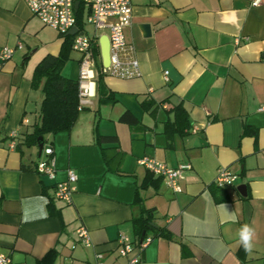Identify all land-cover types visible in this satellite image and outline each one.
<instances>
[{
  "label": "crops",
  "instance_id": "obj_1",
  "mask_svg": "<svg viewBox=\"0 0 264 264\" xmlns=\"http://www.w3.org/2000/svg\"><path fill=\"white\" fill-rule=\"evenodd\" d=\"M143 24L150 26L148 35ZM83 29L89 36L107 32L95 33L89 24ZM124 36L122 59H134L136 73L103 76L116 101L98 103L96 88L71 129L45 134L39 152V141L23 142L39 120L41 91L32 88L31 77L44 55L58 54L64 37L23 0H0V48H14L0 60V250L11 264H95L96 253L105 264H128L116 242L124 234L134 243L127 257L141 252L135 264H264V4L132 0ZM73 51L61 70L69 79L78 76L80 54ZM179 104L189 130L168 138ZM126 111L136 123L119 120ZM96 132L116 136L117 145H100ZM46 145L53 149V179L34 171ZM101 148L109 158L121 153L117 172ZM142 156L168 167L188 164L180 191L139 164ZM221 167L238 178L217 188ZM67 169L77 176L68 203L53 196ZM221 204L238 222H221ZM143 208L152 210L151 240L140 250L131 220ZM245 223L256 233L252 254L238 246ZM80 226L90 246L77 238Z\"/></svg>",
  "mask_w": 264,
  "mask_h": 264
},
{
  "label": "built area",
  "instance_id": "obj_2",
  "mask_svg": "<svg viewBox=\"0 0 264 264\" xmlns=\"http://www.w3.org/2000/svg\"><path fill=\"white\" fill-rule=\"evenodd\" d=\"M30 12L38 17L40 21L54 29L59 35L64 36L73 26L77 31L72 35L71 48L80 54L78 60V109H82L89 104V99L95 95L97 75L96 60L94 54V41L98 39V34L89 36L83 30H79L76 25L75 13L81 9L83 25H91L95 33L106 30L109 41V65L102 67V72L120 78H126L136 73V61L134 59L123 60L122 53L127 46L124 27L129 23L131 16L132 0H23ZM78 1L77 10L74 9V3ZM264 4V0H251V5L256 6ZM18 43L16 48H20ZM14 48L3 46L0 48V60H6L11 57ZM167 71L164 72L166 75ZM193 132L196 129H192ZM12 137L15 133L10 134ZM15 142L9 143L13 147ZM42 151L45 158L37 160L34 171L38 175L54 178L55 166L53 158V149L50 145L43 146ZM137 162L143 165L149 172L163 179L164 184L173 192H179V179L184 170L190 166L182 164L177 167H168L149 156L140 157ZM238 175L232 173L225 167L218 168L213 183L218 188L232 185ZM77 176L71 170L67 169L65 180L54 184L53 196L60 201L70 202L71 194L75 189ZM79 241L85 246H90L91 242L86 229L82 226L75 230ZM151 240L146 236L141 238L137 245L142 250ZM119 256L126 257L128 264H135L141 259V252L132 257L127 254L132 250L133 241L120 234L116 239ZM95 264H105L102 261L100 253L95 254ZM0 264H11L10 257L0 250Z\"/></svg>",
  "mask_w": 264,
  "mask_h": 264
},
{
  "label": "trees",
  "instance_id": "obj_3",
  "mask_svg": "<svg viewBox=\"0 0 264 264\" xmlns=\"http://www.w3.org/2000/svg\"><path fill=\"white\" fill-rule=\"evenodd\" d=\"M75 18L79 30H84L81 9L75 13ZM63 37L64 40L58 54L53 55L48 53L44 55L35 65L33 70L31 86L34 89H40L41 100L38 115L39 120L35 123L32 131L23 137V142L27 145L38 143L39 137H41L42 142L45 134H55L60 131L70 130L80 112L78 109V81L77 79L66 78L61 74L64 63L69 59L73 36L66 34ZM94 54L97 59V75L95 82L98 93V103H114L116 101L115 95L113 92L108 91L103 82V76L105 73L102 72L97 40L94 41ZM147 104L148 101L146 100L141 102V105L144 108L147 107ZM172 111L174 119L170 123V131H166V136L168 138L171 137L172 133L180 134L189 130L187 114L181 105L179 104L173 107ZM119 120L127 124H134L137 122V119L129 111L124 112ZM96 141L100 145L103 143H113L114 145H117L118 139L114 135H100L96 132ZM101 151L108 168H114V171L117 172L121 153L115 152L114 155L109 158L106 155L105 148H101ZM151 218L152 210L145 208L141 209L138 216L132 218V230L135 238L134 241L136 243H139L141 237L144 238L147 236L146 232L150 227L149 221ZM159 231L160 232H157L156 234H164L162 230ZM143 232L144 235L142 236Z\"/></svg>",
  "mask_w": 264,
  "mask_h": 264
},
{
  "label": "clouds",
  "instance_id": "obj_4",
  "mask_svg": "<svg viewBox=\"0 0 264 264\" xmlns=\"http://www.w3.org/2000/svg\"><path fill=\"white\" fill-rule=\"evenodd\" d=\"M223 209V216L221 219L222 223H236L238 222V217L235 212H229L226 210V205H219ZM255 229L248 223L241 225L237 232L238 236V246L242 247L247 254H252L254 250V239H255ZM17 259H20L17 257Z\"/></svg>",
  "mask_w": 264,
  "mask_h": 264
},
{
  "label": "water",
  "instance_id": "obj_5",
  "mask_svg": "<svg viewBox=\"0 0 264 264\" xmlns=\"http://www.w3.org/2000/svg\"><path fill=\"white\" fill-rule=\"evenodd\" d=\"M78 1H75L74 3V9L77 10L78 7ZM143 29L145 33L148 35L150 33V26L148 24H143ZM77 31V28L75 26L71 27L69 31L67 32V35H73ZM98 46H99V52H100V60L102 67H107L109 65V41L106 34H101L98 37ZM38 146H39V152L41 150V137L38 138ZM238 190L240 193L244 194L245 186L244 184L239 185ZM144 235V232L142 233V236ZM142 238V237H141ZM140 238V240H141Z\"/></svg>",
  "mask_w": 264,
  "mask_h": 264
},
{
  "label": "rangeland",
  "instance_id": "obj_6",
  "mask_svg": "<svg viewBox=\"0 0 264 264\" xmlns=\"http://www.w3.org/2000/svg\"><path fill=\"white\" fill-rule=\"evenodd\" d=\"M86 29H88V30H90V32H92L91 30H92V28H90L89 26H86ZM50 30V29H49ZM104 31H106V30H104ZM74 52V51H73Z\"/></svg>",
  "mask_w": 264,
  "mask_h": 264
}]
</instances>
